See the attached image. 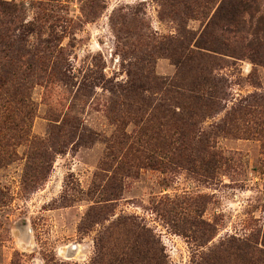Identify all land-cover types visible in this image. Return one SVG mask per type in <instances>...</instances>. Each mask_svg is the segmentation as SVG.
Segmentation results:
<instances>
[{"label":"rangeland","instance_id":"rangeland-1","mask_svg":"<svg viewBox=\"0 0 264 264\" xmlns=\"http://www.w3.org/2000/svg\"><path fill=\"white\" fill-rule=\"evenodd\" d=\"M6 1L0 264H264V0Z\"/></svg>","mask_w":264,"mask_h":264},{"label":"trees","instance_id":"trees-1","mask_svg":"<svg viewBox=\"0 0 264 264\" xmlns=\"http://www.w3.org/2000/svg\"><path fill=\"white\" fill-rule=\"evenodd\" d=\"M258 2L259 0H230L229 19L233 24L237 23L242 13L257 10ZM19 11L17 3L0 0V70H5L7 73H14L23 67L28 69L38 68L41 72L50 68L53 70L56 67V62L50 63V58L54 54L61 53L63 49L60 44H52L53 41L58 40L57 35L53 34V39L50 37L45 38L43 40L44 45L41 48L27 49L25 43L29 42L28 37L35 29L31 28V22H15L17 20H15V15ZM262 50L264 51V46ZM20 56H29L28 61L21 67L17 65L7 67L14 61L19 60ZM257 57L262 58V56ZM262 61L264 62L263 59Z\"/></svg>","mask_w":264,"mask_h":264}]
</instances>
